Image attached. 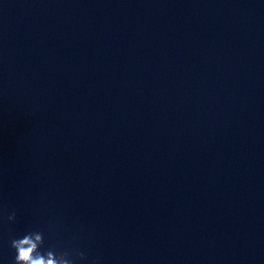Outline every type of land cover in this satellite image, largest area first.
<instances>
[{"label":"clouds","instance_id":"9594fccd","mask_svg":"<svg viewBox=\"0 0 264 264\" xmlns=\"http://www.w3.org/2000/svg\"><path fill=\"white\" fill-rule=\"evenodd\" d=\"M14 223L16 212L0 218ZM50 231V229H49ZM77 237H73L75 241ZM10 247L14 250L13 264H103L100 257L90 259L85 251L73 245L46 246L45 232L39 228L27 231L22 236L13 237Z\"/></svg>","mask_w":264,"mask_h":264}]
</instances>
